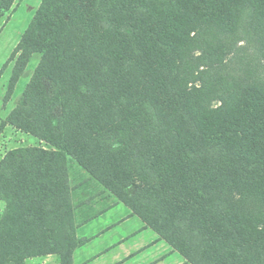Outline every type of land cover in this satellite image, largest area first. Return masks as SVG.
Masks as SVG:
<instances>
[{
	"label": "trees",
	"instance_id": "16d2710c",
	"mask_svg": "<svg viewBox=\"0 0 264 264\" xmlns=\"http://www.w3.org/2000/svg\"><path fill=\"white\" fill-rule=\"evenodd\" d=\"M17 51L40 61L0 129L52 148L0 158V264H71L91 183L187 263L264 264V0H42Z\"/></svg>",
	"mask_w": 264,
	"mask_h": 264
},
{
	"label": "rangeland",
	"instance_id": "374dc122",
	"mask_svg": "<svg viewBox=\"0 0 264 264\" xmlns=\"http://www.w3.org/2000/svg\"><path fill=\"white\" fill-rule=\"evenodd\" d=\"M41 2L42 0H15L10 9L0 17V124L5 121L12 109L21 103L23 91L40 61V54L34 53L28 57L23 66H20L17 60L19 55L17 45ZM194 79L195 84L200 85V77L199 79ZM218 104V101L212 102L213 107ZM8 125L5 124L0 129V158L7 151L17 147L39 146L46 149L52 148L51 145L32 135ZM70 167L71 170L73 169L71 172V182L72 184H78L81 181L80 173L76 169L78 167L74 162L70 163ZM102 189L91 183L87 187L78 189L77 194L72 197L75 214L73 230L75 232L74 240L76 246L72 250L71 264H83V254L90 249V237L82 235L80 231L83 225L91 221L88 229L93 226L97 227L98 225H102L104 220L116 218L128 209ZM134 190V186L129 187L131 193ZM232 191L236 193V191L240 190L233 186ZM242 195V201L236 203L234 206L245 208V211L250 212L257 218L256 225H262L263 210L259 200L254 195V189L248 187L242 190ZM3 208L4 203L0 201V212ZM100 215L101 217L94 221ZM104 233L106 235V232ZM108 236L106 235V237ZM129 243L125 241L124 246ZM23 264H63L62 252L26 258Z\"/></svg>",
	"mask_w": 264,
	"mask_h": 264
},
{
	"label": "crops",
	"instance_id": "0c3cea01",
	"mask_svg": "<svg viewBox=\"0 0 264 264\" xmlns=\"http://www.w3.org/2000/svg\"><path fill=\"white\" fill-rule=\"evenodd\" d=\"M90 225L91 221L80 228L90 237L83 264H190L129 209L102 225L88 229ZM125 241L130 243L124 246Z\"/></svg>",
	"mask_w": 264,
	"mask_h": 264
}]
</instances>
